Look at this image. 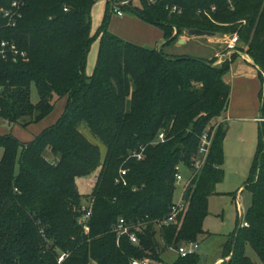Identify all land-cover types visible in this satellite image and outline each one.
Segmentation results:
<instances>
[{
    "label": "trees",
    "instance_id": "16d2710c",
    "mask_svg": "<svg viewBox=\"0 0 264 264\" xmlns=\"http://www.w3.org/2000/svg\"><path fill=\"white\" fill-rule=\"evenodd\" d=\"M12 1L0 0V13ZM98 1L23 0L16 27L0 30V42H14L26 53L25 61L0 59V121L26 128L51 114L57 101L67 100L58 121L31 142L23 144L11 133L0 136V264H57L60 254L67 255L62 264H129L133 258L200 264L197 254L166 262L164 253L204 234L209 197L223 180L224 125L214 132L204 166L193 165L200 137L208 128L210 134L229 103L230 87L222 77L230 62L213 66L215 58H170L161 49L118 38L109 32V21L115 8L128 10L161 29L165 46L182 30L237 34L258 68L264 119V1L232 0L231 8L229 0H137L138 6L104 0L102 22L91 35V9ZM97 40V60L87 76V57ZM31 85L36 104L30 102ZM257 122L259 144L244 188L251 196L249 226L240 222L228 236L222 253L231 256L223 264H254L247 248L264 264V121ZM132 154H141V160ZM179 165L192 176L187 208L176 224L157 228L154 222L163 221L173 204ZM120 170L126 171L125 185L116 183ZM96 172L85 198L76 180ZM89 199L85 234L77 209ZM120 218L143 224L137 245L126 237L117 240L113 228Z\"/></svg>",
    "mask_w": 264,
    "mask_h": 264
},
{
    "label": "rangeland",
    "instance_id": "374dc122",
    "mask_svg": "<svg viewBox=\"0 0 264 264\" xmlns=\"http://www.w3.org/2000/svg\"><path fill=\"white\" fill-rule=\"evenodd\" d=\"M136 5L138 6V2ZM124 15L126 17L127 15L132 16L133 14H131L128 10H125ZM101 22L102 20H100L99 25L97 26L95 21L93 25L91 22L93 33L97 31ZM186 32V30H182L181 34L177 36V39L174 41V43L170 44L169 46H165L163 43L159 46L158 50L161 49V51L170 58H175V56H188L206 61L213 59L210 58V56H212L215 52H218V56H220L221 53L225 54L227 52L225 49L227 38L232 36L228 33H224V35L222 34L218 36L216 42L210 41L209 43L208 38H205L201 39L199 42L190 41V43L187 45L182 46L180 45V41H182L184 38H188L186 36ZM174 34L175 31H173L172 36H174ZM236 48L241 52L236 51L235 54L231 55L229 53L227 54L229 56L227 59V55L223 58L216 57L213 66H219L222 62L231 61L232 56H235V59L240 55L249 57L246 51L242 49L243 44H238ZM30 102L32 104H36L38 102V94L34 85L30 86ZM225 125L228 131L226 132V136L223 141L224 161L222 165V171L224 177L223 180L215 186L216 194L209 198V215L205 219L203 226L206 236L202 234L197 237L199 249L196 253L200 259V264H213L215 260L221 257L222 258L220 262L216 264H223L230 258L231 255H228L226 258L223 257V254L226 256L228 253H222L223 246L225 245L228 236L235 232L241 222L239 207L242 206L243 208L244 218L248 208L250 207V193L247 190H243V188L241 191L239 189L240 187L244 186L245 182L250 176L249 171L254 161L253 158L259 144L258 122L257 120L253 122L245 121L243 123L227 122ZM1 131L5 132V135L11 132L12 135L18 140L25 142L27 140L30 141L29 139L33 135L34 128H22L20 126L12 127L8 124H3L0 125V132ZM80 132L89 141L94 144H98L101 148H103L100 142L94 139L86 128L81 127ZM1 157L2 150L0 149V160ZM180 167L183 168V176H185L187 179L189 177L187 176V172H189V170L183 166ZM97 174L98 172L83 179L82 182H78L79 184L78 186L76 185V188L79 194L81 192V195L85 196V198L90 196L93 185L97 180ZM184 186L185 184L182 183L175 187L173 203H178V201H180L183 197ZM245 252L254 264H262L251 249L247 248ZM164 254V259L166 262H172L177 258V254H175L172 249H167Z\"/></svg>",
    "mask_w": 264,
    "mask_h": 264
},
{
    "label": "crops",
    "instance_id": "0c3cea01",
    "mask_svg": "<svg viewBox=\"0 0 264 264\" xmlns=\"http://www.w3.org/2000/svg\"><path fill=\"white\" fill-rule=\"evenodd\" d=\"M134 5H136L137 0H131ZM106 9V3L104 0L98 1L93 5L91 9V22L92 25L94 21L96 26L99 25L100 20L103 19ZM121 17L113 15L110 18V23L108 30L110 33L121 38L125 42H130L134 45L140 47L155 48L158 50L159 46L162 45L165 40L161 29L150 25L146 22H142L136 16L127 15L125 17L124 12ZM95 19V20H94ZM93 28L91 27V35H94ZM204 38H184L183 43L180 45L185 46L190 41L199 42ZM209 40V39H208ZM211 40L208 42L210 43ZM98 40L95 41L89 51L86 63L85 73L87 76H91L95 67L98 54ZM222 54V53H221ZM218 56V52H215L210 58L221 57ZM235 54V53H234ZM231 55V54H230ZM188 57V56H186ZM229 56H226V59ZM229 70L222 77L223 82H225L230 87L229 92V103L226 110L222 113V116L218 119L219 123L226 128L227 122L243 123L245 121L253 122L260 119V97L259 93L263 87L262 81L259 78V73L257 67L254 65L253 61L247 56H237L236 59L229 61ZM264 94V90H263ZM66 98L60 99L55 103L54 109L47 117L36 124H31L27 127H33V135L30 137V141L20 142L23 144L31 142L36 136H38L43 130L55 124L58 119L62 116L66 107ZM264 120V119H263ZM7 124L6 122L0 121V125ZM19 125H12V127ZM227 129V128H226ZM228 131V130H227ZM11 133V132H10ZM12 134V133H11ZM5 135V132L1 131L0 136ZM16 138V137H15ZM17 139V138H16ZM85 178L77 179L78 182H82ZM245 182L243 187H240V191L243 188L245 190ZM80 194H82L80 192ZM85 194V193H83ZM211 197V196H210ZM209 197V198H210ZM209 205V200H208ZM206 236V233L203 234ZM222 258V257H221ZM221 258L215 260L213 264L220 262Z\"/></svg>",
    "mask_w": 264,
    "mask_h": 264
},
{
    "label": "built area",
    "instance_id": "2783aa9c",
    "mask_svg": "<svg viewBox=\"0 0 264 264\" xmlns=\"http://www.w3.org/2000/svg\"><path fill=\"white\" fill-rule=\"evenodd\" d=\"M264 1V0H263ZM128 1H121L120 5L124 6L127 5ZM229 5L231 8H233L232 0H229ZM24 7L23 0H14L10 3L9 7L6 9H2L0 13V30L6 29V28H15L18 21L22 17V10ZM176 9L174 8V11ZM114 14L121 17L123 13L120 9L115 8ZM238 36L237 34H234L227 38V42L225 44L226 53L222 54L221 57H225L227 54H234L237 51V45H238ZM22 59L23 61L26 60V53L22 52L18 49L17 45L14 42L2 40L0 42V59L3 61L12 60L13 62H16L17 59ZM2 88L0 87V92ZM257 121H264L263 119H258ZM220 125L219 121L215 123L212 127V130L209 134V128L207 133H204L200 137V147L198 150V155L195 158V162L193 165V168L196 170H200L204 164L206 163V158L208 156V152L211 146V141L214 135V132L216 128ZM164 140V133H161L158 136V142H162ZM133 157H135L138 161L141 160L142 156L141 154H132ZM183 168L180 166H177L175 170V180L174 184L175 187L184 183V195L181 198L178 203H173L170 207L169 214L166 218L163 219V221H157L154 222V225L157 228H161L163 226H170L172 224H176L177 218L179 215L186 210V201H185V191L190 186L192 181L191 172H187V176H189L187 179L185 176H183ZM126 174L125 170L119 171V177L116 179V183H123L124 182V176ZM95 185V183H94ZM93 185V187H94ZM91 209H92V200H87L84 204L80 205V207L77 209L78 212V218L77 222L79 227L83 230L85 234H88L90 231L89 228V220L91 218ZM239 215L241 218V224L240 227H248V222L245 221L244 215H243V208L242 206L239 207ZM143 228V224L140 222H137L136 224H128L125 222L124 219L120 218L116 225L113 228V232L117 237V240L119 241L120 238L126 237L129 239L130 243L133 245H137L139 243L138 234L141 233V229ZM199 249V243L197 241L195 242H187V243H181L177 247L173 249L174 253L177 254V257H188L197 254V250ZM67 257L66 254H60L57 259V264H62ZM129 264H160L155 262L151 258H133L130 260Z\"/></svg>",
    "mask_w": 264,
    "mask_h": 264
},
{
    "label": "water",
    "instance_id": "95a60500",
    "mask_svg": "<svg viewBox=\"0 0 264 264\" xmlns=\"http://www.w3.org/2000/svg\"><path fill=\"white\" fill-rule=\"evenodd\" d=\"M221 35V34H220ZM220 35H217V34H213L211 32H203V31H200V30H197V29H189V31L186 32V36L187 37H192V38H208L209 40L211 41H214L216 42L217 41V38L218 36ZM180 43H183L182 41H180ZM258 69V68H257Z\"/></svg>",
    "mask_w": 264,
    "mask_h": 264
}]
</instances>
